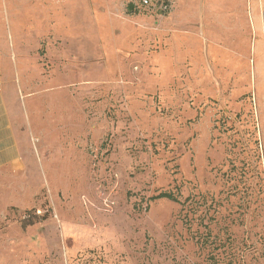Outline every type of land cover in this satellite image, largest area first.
<instances>
[{
    "label": "rangeland",
    "instance_id": "374dc122",
    "mask_svg": "<svg viewBox=\"0 0 264 264\" xmlns=\"http://www.w3.org/2000/svg\"><path fill=\"white\" fill-rule=\"evenodd\" d=\"M136 2L0 0V264H264V0Z\"/></svg>",
    "mask_w": 264,
    "mask_h": 264
},
{
    "label": "crops",
    "instance_id": "0c3cea01",
    "mask_svg": "<svg viewBox=\"0 0 264 264\" xmlns=\"http://www.w3.org/2000/svg\"><path fill=\"white\" fill-rule=\"evenodd\" d=\"M134 5L139 8L137 3ZM148 10L158 14L159 17L165 16V14L158 13L150 9ZM9 118L10 107L5 104L4 108H0V167L10 166L11 164L16 163L21 154V145L16 139L13 124L10 122L5 123V120Z\"/></svg>",
    "mask_w": 264,
    "mask_h": 264
},
{
    "label": "built area",
    "instance_id": "2783aa9c",
    "mask_svg": "<svg viewBox=\"0 0 264 264\" xmlns=\"http://www.w3.org/2000/svg\"><path fill=\"white\" fill-rule=\"evenodd\" d=\"M174 0H139L137 5L140 7L148 8L158 13H166L173 7Z\"/></svg>",
    "mask_w": 264,
    "mask_h": 264
},
{
    "label": "trees",
    "instance_id": "16d2710c",
    "mask_svg": "<svg viewBox=\"0 0 264 264\" xmlns=\"http://www.w3.org/2000/svg\"><path fill=\"white\" fill-rule=\"evenodd\" d=\"M153 198H167V199H172V200H178V198L175 196L174 193L172 192H161L158 195H155Z\"/></svg>",
    "mask_w": 264,
    "mask_h": 264
}]
</instances>
